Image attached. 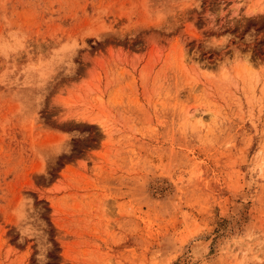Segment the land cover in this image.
<instances>
[{
	"label": "rangeland",
	"instance_id": "1",
	"mask_svg": "<svg viewBox=\"0 0 264 264\" xmlns=\"http://www.w3.org/2000/svg\"><path fill=\"white\" fill-rule=\"evenodd\" d=\"M0 264H264V0H0Z\"/></svg>",
	"mask_w": 264,
	"mask_h": 264
},
{
	"label": "bare ground",
	"instance_id": "2",
	"mask_svg": "<svg viewBox=\"0 0 264 264\" xmlns=\"http://www.w3.org/2000/svg\"><path fill=\"white\" fill-rule=\"evenodd\" d=\"M197 248H199L198 249V252H199V250L201 249V243H198V246H197ZM201 251V250H200ZM197 252V251H196ZM200 254V253H199Z\"/></svg>",
	"mask_w": 264,
	"mask_h": 264
}]
</instances>
